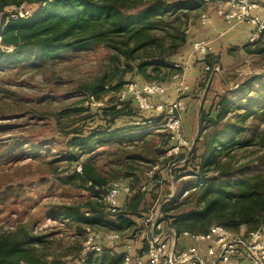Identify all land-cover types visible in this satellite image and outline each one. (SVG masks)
<instances>
[{"label": "trees", "instance_id": "16d2710c", "mask_svg": "<svg viewBox=\"0 0 264 264\" xmlns=\"http://www.w3.org/2000/svg\"><path fill=\"white\" fill-rule=\"evenodd\" d=\"M208 1L212 0H0V45L11 48L9 52L0 51L1 66L39 67L60 59L64 52L72 54L102 47L110 51L112 77L119 74L114 82L112 77L106 80L105 75H101L80 85L79 92L87 104L69 106L66 110V116L73 117L64 124L68 127L64 135L70 137L65 142L68 155L63 159L67 167L65 175L57 180L65 187L83 189L88 195L81 203L55 204L49 214L89 225L105 223L109 231L121 234L134 231V218L141 219L156 203L158 221L177 236L185 231L203 234L213 225H221L232 234H238L244 227V235L258 228L264 229V168L238 173L229 160L230 152L236 147H245L252 142L253 135L245 137V122L264 115V93L255 98L248 86L259 79L256 75L240 86L242 96L237 97L242 99L244 96L245 107L231 101L223 91L209 110L201 111L198 136L186 163L173 170L175 180L182 174L192 179L184 188L185 195L181 192L168 197L170 193L167 192L159 199L160 184L165 180L158 182L161 179L158 174L153 175L145 191L134 189L146 181L144 174L153 164L171 158L165 155L175 141L166 130L161 135L155 130H144L139 126L143 124L134 122L141 119L140 114L149 111L155 115L148 120L156 123L162 120L165 111L140 110L131 94H125L123 98L114 95L127 83L162 82L166 76L170 78L173 73L181 72L173 67V58L186 46L188 27L198 23L199 14L205 10ZM25 3L37 5L30 16L14 19L10 13H5L6 6L16 8ZM263 36L264 31L257 40L245 45L244 51L264 55V46L259 43ZM202 61L210 68L205 71L208 74L219 65L209 54ZM126 74L131 75L130 80H122ZM137 77L138 81L135 80ZM109 92L114 95L105 101ZM91 98L101 105H91ZM159 100L158 96L149 97L152 104L161 102ZM93 108L95 115L90 112ZM231 115L234 116L229 118ZM123 118L129 122L125 123ZM89 119L97 122L94 127L86 123ZM55 121L61 123L59 116ZM120 122L124 123L119 126ZM261 143L263 146V138ZM24 144L28 145V142ZM22 145L15 142L0 156L11 157L24 149ZM105 147L108 150L101 152ZM183 156V152L179 153L178 159ZM113 181L130 184L133 190L110 220L106 217L111 214L99 200V193ZM4 192L6 195L2 200L22 196L9 187ZM146 194L150 195L148 201ZM85 213L91 216L86 217ZM93 255L89 254L84 264ZM122 256L114 255L106 263L120 264ZM0 264L51 263L39 258L31 247L0 236Z\"/></svg>", "mask_w": 264, "mask_h": 264}, {"label": "rangeland", "instance_id": "374dc122", "mask_svg": "<svg viewBox=\"0 0 264 264\" xmlns=\"http://www.w3.org/2000/svg\"><path fill=\"white\" fill-rule=\"evenodd\" d=\"M24 5L32 11L37 8L35 4L25 3ZM220 5L221 2L216 0L206 3L205 12H209L212 20L213 17H217L212 15L213 10ZM14 9L15 6L9 5L4 10L5 13L12 14ZM259 43L264 46V36ZM3 50L9 52L11 48L0 45V51ZM188 50L184 59L177 63L184 65L191 58L198 60L200 56L192 54L190 47ZM218 66L220 71L216 73L226 84L223 91H226L231 101L240 103L241 107H245L247 101L244 96L242 99L237 96H242L240 86L247 78L253 75L259 76V79H255L248 85L251 96L256 98L260 93H264V55L240 57L235 63L224 67L220 64ZM112 73L113 64L110 62V51L102 47L93 51L82 50L72 54L64 52L60 59L46 62L39 67L13 65L6 68L0 65V154L15 142H21L24 148L11 157L0 156V236L31 247L39 258L51 264H84V260H81V253L86 233L109 231L105 223L89 225L48 212L55 204L71 201L81 203L88 195L83 189L73 186L65 187L57 180V177L65 175L67 167L63 159L68 155L65 142L70 137L64 135V132L68 130L67 125L64 124L73 117L66 116V110L69 106L79 107L87 104L79 92L80 85L91 82L101 75H105L106 80H109ZM118 76L119 74H115L112 82ZM130 76L126 74L122 80H130ZM135 80L138 81V77ZM162 82L167 86V90L159 101L168 102L175 95L172 82L167 76ZM185 94L186 92L182 95ZM113 95V92H109L104 100L106 101L109 96ZM119 95L121 96V92L114 96ZM79 101L83 103L78 104ZM92 105L97 106L101 103ZM238 111L242 113V110ZM90 112L96 114L94 108ZM154 115L153 112H144L140 114L141 119H135L134 122L143 124L139 126L144 130H155L164 135L162 120L156 123L148 122V119L153 118ZM58 116L61 121L59 124L55 121ZM122 121L129 122L126 118ZM233 122L235 123L234 120ZM86 123L94 127L97 122L89 119ZM123 123L120 122L118 125L121 126ZM244 130L246 138L253 135L252 142L245 147H236L230 152L229 158L231 165L234 169L237 168L238 173H250L264 168V145L262 146L263 143H261L262 138L264 139V115L253 120L248 119L244 124ZM24 142H28V145ZM105 150L107 151L108 148L101 149V152ZM167 155L169 154L166 152L165 156ZM35 158L37 160H34ZM189 180H192L191 177L182 174L180 178L170 180L171 183L163 181L160 184L162 191L157 194L158 198L166 196L167 194L164 193L167 192L173 195L181 192L183 194ZM8 187L22 196L19 198L10 196L2 200V196L6 195L4 190ZM85 216L90 217L91 215L85 213ZM106 218L112 220L113 216ZM134 220L137 221L136 229L122 232L123 240H128L135 234L143 235L142 220L135 218ZM234 235H241L240 231ZM122 241L102 243V250L93 255L87 264H100L101 262L110 264L106 263L107 259L122 254Z\"/></svg>", "mask_w": 264, "mask_h": 264}, {"label": "built area", "instance_id": "2783aa9c", "mask_svg": "<svg viewBox=\"0 0 264 264\" xmlns=\"http://www.w3.org/2000/svg\"><path fill=\"white\" fill-rule=\"evenodd\" d=\"M221 5L213 10V14L219 17L226 24L235 25L240 23H250L253 30L250 35V42L257 40L264 31V14L262 7L256 0H216ZM32 10L24 4H20L10 14L12 18H24L32 14ZM199 22L203 25L211 24L212 17L208 12L199 14ZM191 53L200 57L210 54L212 47L208 40L197 39L190 45ZM174 68L181 69L170 76L175 98L168 102H158L152 104L150 96L161 97L166 93L167 86L161 81H150L137 84L130 82L121 90V96L131 94L137 102L139 109H154L156 112L165 111L162 118L163 128L170 132L174 145L167 150L166 157H171L167 161L160 160L152 165L144 176L147 181L140 183L135 190L145 191L147 184L154 174L161 176L158 182L173 179V170L186 163L189 151L195 140L188 139L182 125V115L186 105L181 95L189 90L184 79V65L174 62ZM204 71L210 68L203 64ZM216 65L211 72H219ZM91 98L90 104H99ZM151 122V121H148ZM184 156L178 159L179 153ZM77 170L80 166L77 165ZM133 188L130 184L120 181L111 182L99 193V200L104 205L106 212L114 214L121 206L126 196L130 195ZM173 194L170 193L168 197ZM185 195V192L182 194ZM157 204L152 207L141 218L143 235H134L131 242L124 243V251L120 264H220L230 260L238 261L236 264H264V229L258 228L246 235H234L221 225H213L206 233L191 234L182 232L179 236L166 226L162 221H158ZM141 237V238H140ZM183 239H190L191 242L182 244ZM121 234L116 231H89L83 241L81 260H85L89 254H96L102 250V243L120 242ZM181 242V243H180ZM139 244L138 248L135 244ZM141 243V244H140ZM204 244L203 247L199 244ZM230 261V262H231Z\"/></svg>", "mask_w": 264, "mask_h": 264}, {"label": "crops", "instance_id": "0c3cea01", "mask_svg": "<svg viewBox=\"0 0 264 264\" xmlns=\"http://www.w3.org/2000/svg\"><path fill=\"white\" fill-rule=\"evenodd\" d=\"M256 1L261 5L264 14V0ZM203 12H205V10ZM252 30L253 26L250 23L230 25L226 24L218 17H213L211 24L208 25H203L198 21V23H193L188 27L186 32V46L174 56L173 61L180 62L184 59L183 57H185L189 51L188 48L190 42L197 39H206L210 42L212 47L209 54L212 60L218 62L222 67L230 63H235L240 57H250L253 55L247 54L244 51V46L250 43ZM197 59L198 60L191 58L187 64H184L183 76L185 82L189 86V90L184 96L181 95L186 104L185 112L182 115V125L184 132L189 139H194L198 136L200 128L199 115L201 111L209 110L210 105L215 102L216 97L221 94L223 88L226 87L225 82L222 79L220 80V76H218L217 73L210 72L208 74L203 70L202 60L204 57H199ZM173 98H175V95L171 99ZM145 199L148 201L150 195L146 194ZM134 221L137 225V221ZM135 229L136 228H134V230ZM244 231L245 228L242 227L240 229V234H243ZM125 242H131V238L123 240L122 245H124ZM181 242L184 244L191 242V240L183 239ZM203 245L204 244L202 243L199 244L201 247H203ZM135 246L138 248L139 244L137 245L136 243ZM123 251L124 246H122V254ZM230 261L226 264L238 263V261L235 260Z\"/></svg>", "mask_w": 264, "mask_h": 264}]
</instances>
